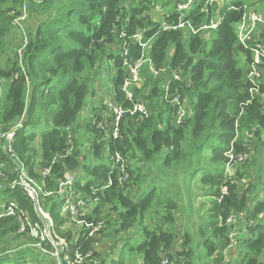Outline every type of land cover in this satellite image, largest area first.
Returning <instances> with one entry per match:
<instances>
[{"label": "trees", "instance_id": "16d2710c", "mask_svg": "<svg viewBox=\"0 0 264 264\" xmlns=\"http://www.w3.org/2000/svg\"><path fill=\"white\" fill-rule=\"evenodd\" d=\"M25 1L31 6V18L43 17L37 21L35 31L28 29L22 64L17 59L0 68V130H14L13 150L31 175L42 180L43 171L50 169L44 190L52 194H41L40 204L54 220L53 234L66 239L70 253L94 250L87 264H107L94 247L99 235H108L107 230L118 235L137 229L146 240L130 251H142L144 264H161L163 255L195 264V251L189 244L194 233H185L181 243L171 230L172 216L161 217L155 223L150 221L153 217L148 223L146 219L158 199V186L164 184L170 189L178 184V177L166 171L159 181L152 179V190L147 191V186L135 190L136 184L146 180L142 172L146 163L152 171L157 165L173 167L192 148L198 164L209 152L215 164L209 170L198 166L192 169L193 173H204L202 181L209 186L212 197L208 221L200 229L206 236L209 254H216L217 264L221 263L230 244L232 225L228 218L245 214L254 223L245 227V234H239L237 259L241 264H264V198L255 191L259 186V192H264V172L257 174L259 181L256 178L253 184H245V171L239 169L233 181L226 175L225 164L218 166L226 162L230 148L235 153L252 155L264 147V84L259 93L250 91L247 72L252 53L244 47L237 31L244 12L253 4L232 0L223 8L216 28L200 30L203 24L213 21V6L217 3L196 0L188 18L199 31L192 33L188 28L164 30L161 26L164 20H177L180 0H0V40L22 16L20 5ZM161 1L169 7L162 22L151 15ZM138 35L148 42L146 48ZM140 60L148 66L143 65L139 73L141 85H130L134 93L131 101L123 86L130 79L131 66ZM103 70L108 74L101 81L111 84L109 95L115 104L130 109L136 102H147V116L125 113L117 137L112 134V112L103 100L95 103L93 99L96 78ZM173 70H180L181 81L170 79ZM167 88L170 97L180 94L185 106L180 123L177 109L169 103ZM89 107L96 108L95 115L86 121L90 132L83 133L81 127L86 128L83 120ZM42 119L52 127L42 134L38 147L31 146L34 134L27 136L24 129L30 127L34 133ZM5 142L0 139V162L8 163V176L0 180V196L14 200L31 221L37 222L39 215L24 189L11 187L17 177L13 171L16 163L5 154ZM117 154L120 161L116 160ZM67 173L74 176L73 188L86 202L78 220L94 224L104 221L95 239L89 237L90 229L70 215L61 214L57 190ZM166 201L159 204L163 207ZM171 206L177 203L170 201ZM18 228L14 217L0 220V248L8 236H16ZM10 252L5 247L0 249V264ZM122 260L111 264H122Z\"/></svg>", "mask_w": 264, "mask_h": 264}, {"label": "rangeland", "instance_id": "374dc122", "mask_svg": "<svg viewBox=\"0 0 264 264\" xmlns=\"http://www.w3.org/2000/svg\"><path fill=\"white\" fill-rule=\"evenodd\" d=\"M29 1V0H28ZM36 3H42L44 0H33ZM216 5H212L214 8L213 12V21L218 22L222 19L223 13L222 10L224 7L230 5L232 3V0H221L219 2H216ZM252 5L250 8L252 10L257 11L264 17V1L260 0H249L247 5ZM22 10V16L18 18L17 21H15L14 27L11 28V30L0 40V68H5L8 66V64H14L16 63L18 59V63L21 65L23 62V54H24V43L25 45L28 44V29L35 31L38 27V20H41L43 16L40 17H34L31 18L30 16V5L26 1L20 5ZM174 8L175 5L173 4ZM19 7V6H18ZM169 7H165L164 3H157L155 9L151 11V15L154 20L156 21H162L164 20L165 15L167 14ZM176 10V8H175ZM16 22H19L17 24ZM27 39V40H26ZM147 65V62L141 63V66L138 69V74L140 73L142 67ZM148 66V65H147ZM107 70H103L101 72V75H99L96 78L95 84V95L93 99L95 100V103H99L100 100H103L104 103H108V98H110V85L106 84L101 81L102 77L107 76ZM111 76L115 74L110 73ZM139 80V79H138ZM142 82V80H141ZM140 82V85H141ZM2 87V85H0ZM4 90V88H3ZM97 101V102H96ZM145 106V110L147 114V102L141 103ZM97 107V105H96ZM96 109V108H94ZM94 109L86 110L87 115H85V119L83 120V123L86 128L81 127V132L87 133L90 132L87 128V119L93 117L95 115ZM92 112V113H91ZM107 112V110H106ZM108 117V116H106ZM43 121L37 125L35 128V132L31 133V128L26 127L24 130L27 134V136L33 137V142L31 146L38 147L41 141V136L44 132L49 130L52 127L51 123H48L47 121ZM106 126V125H105ZM116 123L113 124V129L116 127ZM36 133V135H35ZM86 138L87 135H84ZM88 143H90V139L86 140ZM191 152L189 154H185V157L179 161L175 162L173 167L167 166L166 164H163V166L157 165L153 168V171L151 170V167L146 163L145 166L142 169L143 174L146 175V180L142 181L139 184L135 185V190L139 191V186L146 187L147 191H150L153 189L155 183H152V179L155 181H159L160 179L164 178V173L166 171L174 173L178 179L179 182L177 185H175L172 188H166L164 184H160L158 182V199L154 201V206L150 211L147 213V223L149 222L148 219L154 218V220L150 219L152 223H155V221H159L162 217L163 219L165 216H172L173 221L171 224V230L178 236L179 241L182 243L183 240H185V233L190 232L194 233L195 235H190L192 237L191 242L189 243L192 248L194 249L193 253V261L195 264H217L215 256L209 254L210 248L205 244L204 239L206 238L205 235H201L200 229L204 226L205 223L208 221V209L210 207V204L212 203V197L209 195V186L203 184V177L204 173L201 171L196 170L195 173L192 172L193 166L203 167L207 170L214 168L215 164L212 161L211 152L206 153L204 156V160L202 164H198L195 161V158L193 156L192 148ZM194 151V149H193ZM257 153V154H256ZM210 154V155H209ZM166 155H163L161 159L164 161V157ZM37 159V158H36ZM228 159H226L225 163L220 162L218 164L219 168H222L225 164L228 163ZM211 162V163H210ZM179 163V164H178ZM137 164V162H136ZM172 166V165H171ZM239 169H242V171H245L248 176L247 178L243 179V183L245 184H253L254 179H258L259 176L257 174L262 175L264 172V147H259L257 151L254 152L252 155H248L247 158L241 162L234 163L230 165V176L232 177L233 181L235 180V173L239 171ZM203 170V169H202ZM186 175L187 173H189ZM184 180V182H183ZM256 187V186H255ZM260 187L258 186L255 191L259 190ZM264 191V189H263ZM262 192V190H261ZM169 197H172L170 199H167ZM264 198V192L261 196ZM166 201V204L163 205V207L159 204L160 201ZM7 198H3L0 196V205H3L7 202ZM170 201H175L177 203V206L175 207H168ZM167 225V224H165ZM72 228H75V226L71 225ZM141 228V227H140ZM139 228V231H140ZM76 231V230H75ZM106 233L108 235H111L110 231L107 230ZM118 235H121L116 243H113L112 246H115L116 244L121 242L123 243L125 240H129L128 243L118 251V257H116V261L123 259L120 263L122 264H144V255L142 251L138 250H132L130 251L131 247H139L145 242V235L142 234L138 235V230L134 229L128 233H119ZM108 240L103 237L101 240V234L98 237L97 245L94 246L96 250L100 253H106L108 249H110L112 238L109 239V236H107ZM38 238H36V233H34L31 229L25 230L23 229L22 232L17 231L16 236L10 235L8 238L1 242V248L4 249L7 248L9 250H12L13 252H10L9 257H5L2 259L3 264H64L66 262L60 261L58 259H54L53 256H48L45 254H42L41 251L38 249L30 247L28 244L33 246L32 244H36L38 242ZM182 246V245H181ZM23 249V250H21ZM179 249V248H178ZM183 248L181 247V250ZM17 251L16 253H14ZM102 253V254H103ZM100 254V255H102ZM237 254V253H236ZM14 255V256H13ZM236 257L231 256V259L234 260ZM240 258V256L238 257ZM182 262H185V259L182 260ZM109 262V264H111Z\"/></svg>", "mask_w": 264, "mask_h": 264}, {"label": "built area", "instance_id": "2783aa9c", "mask_svg": "<svg viewBox=\"0 0 264 264\" xmlns=\"http://www.w3.org/2000/svg\"><path fill=\"white\" fill-rule=\"evenodd\" d=\"M219 1L221 0H210V4ZM195 4L196 0H180V2L177 3V20L172 22L162 20V28L164 30H179L188 28L192 33H197L199 30L194 28V26L192 25V21L190 20V18H188V14L190 11H192ZM250 7L247 11L244 12L242 20L238 23L237 31L244 47L247 50H250L252 53L251 59L248 63L247 72V79L251 84L250 91L252 93H259L260 87H262V85L264 84V17L257 11L252 10ZM16 23L18 24V22ZM217 25V22L212 21L209 24H203L200 30L216 28ZM138 38L141 45L146 48L148 46V42H143L141 35H138ZM142 62L143 61L140 60L134 66H131L130 79H128L123 86V90L125 91L127 98L131 101L134 100V93L130 89V85L133 83L137 85L140 84L142 79L138 74V69L141 66ZM179 71L180 70H173L171 72L170 79L181 81L182 76ZM158 74L159 72L155 70V75ZM168 88L167 97H170ZM1 94L2 87L0 86V97ZM180 97V94L177 93L169 99V103L177 109V123H180L185 117V106L183 105V103H181ZM141 103L143 102H136L133 104L132 108L124 109L121 105L115 104L111 97L108 98V103L105 104L114 116L113 124L116 123L117 125L112 130V134L115 137L118 136L121 119L125 115V113L130 112L132 114H135L136 112H140L142 115L147 116L148 109L147 114H145V106ZM18 126H21V124H19ZM99 126L101 125L99 124ZM13 137L14 130L9 132H1L0 130V139L6 140V142L2 145V148L5 154L8 155L14 163H16L13 171L16 172L17 177L11 182V187L14 188L16 186H20L22 189H24L26 195L35 205L36 212L39 215V221H31L30 217H28L26 213L18 207L17 203L14 200H8L5 204L0 205V220L6 217H14L19 222V228L17 231L22 232L25 228V230L31 229L34 233H36V238H38L39 240L36 244L33 243L32 245L34 248L41 251L42 254L48 255L50 257L53 256L54 259L66 262L64 264H87L92 258L94 250H90V252L86 254L78 250L71 254L69 243L66 241V239H61L53 234L54 220L51 217L50 213L45 211L43 209V206H41L40 204L41 194H52V192H45L44 190L45 178L50 169H46L43 171L42 180H39L35 176L31 175L28 171L26 163L22 159H20L13 150ZM226 156L227 159L229 158L228 163L226 164V175L229 179H231L230 165L245 160L248 154L244 152L235 153L234 150L230 148V150L226 152ZM120 159V155L117 154L116 160L120 161ZM7 169L8 163L4 161L0 162V180L8 176ZM73 183L74 176L70 173H67L65 176V180L60 183L59 189L57 190V194L60 195L62 201L61 214L70 215L72 219L79 225L84 226L87 230L90 229L89 237L95 239L94 234L104 228V221L94 224L78 220L80 212L85 211L86 202L81 197V195L77 193V191L73 188ZM237 217L240 220L241 224H243L245 227L254 223V220H248L245 214L230 216L228 218V223L232 225L229 235L230 244L224 251V259H222L220 264H233V261H237L238 263L240 262V259H237L238 256L236 254V246L241 231L237 229V227L233 226L238 221ZM235 255V259L232 260L231 256ZM161 264L185 263L182 261H177L176 259H172L169 256L163 255Z\"/></svg>", "mask_w": 264, "mask_h": 264}, {"label": "crops", "instance_id": "0c3cea01", "mask_svg": "<svg viewBox=\"0 0 264 264\" xmlns=\"http://www.w3.org/2000/svg\"><path fill=\"white\" fill-rule=\"evenodd\" d=\"M256 193H258L260 197L263 195V193L259 192V190L258 191L256 190ZM238 217H237V219H238ZM233 226L237 227V229H239L241 231L242 235L245 234L246 228L243 224H241L239 219ZM107 236H109V239L112 238V243H111V246H112L113 243L117 242V240L119 239V237L121 235H105V236L101 235V240L103 237H105L108 240ZM128 241L129 240H125L123 243L121 242V244L118 243L115 246H112L110 249H108V251L106 253H103V250H102V253H103V254L101 253L102 259L106 260L107 264H109V262H111V261L112 262L116 261V257H118V251L121 250L123 248V244L128 243ZM177 246H179V244ZM233 264H241V261L239 263L237 261H233Z\"/></svg>", "mask_w": 264, "mask_h": 264}, {"label": "clouds", "instance_id": "9594fccd", "mask_svg": "<svg viewBox=\"0 0 264 264\" xmlns=\"http://www.w3.org/2000/svg\"><path fill=\"white\" fill-rule=\"evenodd\" d=\"M162 22V21H161ZM145 62V60L143 61V63ZM225 172H226V169H225Z\"/></svg>", "mask_w": 264, "mask_h": 264}]
</instances>
